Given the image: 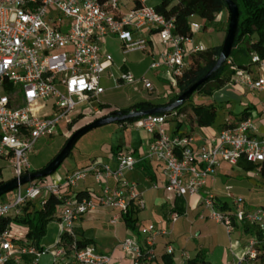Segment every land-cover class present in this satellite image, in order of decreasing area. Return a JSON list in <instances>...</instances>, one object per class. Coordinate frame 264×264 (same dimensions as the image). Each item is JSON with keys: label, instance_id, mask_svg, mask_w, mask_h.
<instances>
[{"label": "built area", "instance_id": "1", "mask_svg": "<svg viewBox=\"0 0 264 264\" xmlns=\"http://www.w3.org/2000/svg\"><path fill=\"white\" fill-rule=\"evenodd\" d=\"M121 1L0 0V160L9 163L14 178L31 171L29 159L40 139L67 138L78 116L100 113L99 97L104 92L101 79L112 66L111 56L102 50L105 39H116L123 55L146 53L148 71L167 80L172 88L188 70L190 57L207 50L194 41V34L201 30L191 22L194 17L189 23L192 36H185L175 33L173 18L146 6L145 0L125 12ZM251 62L263 67L256 55ZM230 69L234 72L230 81L264 96V76ZM108 78L116 87L140 86L149 94L154 91L146 74L135 76L123 69L117 78L112 74ZM260 114L264 119V99ZM169 119L184 117L177 113L147 116L131 125L149 136L142 159L123 152L114 165L93 161L57 179L34 180L7 193L0 201V223L7 216H20L27 203L43 207L49 196L58 198V235L51 248L38 250L17 225H11L0 232V264H38L46 254L51 255L52 264H110L108 255L95 252L91 246H78L75 223L101 210L109 212V223L116 225L130 208L141 209L137 184L126 178L141 160L162 165V189L167 194L179 198L199 195L198 218L223 226L229 240L235 225L254 227L259 235L249 236L235 264H258L256 247L264 244V210H247L242 199L228 189L225 197L232 202L227 209H222L226 203L216 196L201 194L207 179L222 163L234 167L243 160L257 172L264 165V139L256 136L252 119L223 128L196 149L192 136L168 134ZM88 178L100 191L79 200L74 190ZM109 180L115 182L113 188L108 186ZM178 219L179 214L173 213L167 222L172 227ZM146 232L144 247L134 237L120 243L121 251L133 264L152 260L156 238L170 234L154 226ZM172 254L168 246L167 255ZM25 255L33 256L30 263L21 261Z\"/></svg>", "mask_w": 264, "mask_h": 264}, {"label": "crops", "instance_id": "2", "mask_svg": "<svg viewBox=\"0 0 264 264\" xmlns=\"http://www.w3.org/2000/svg\"><path fill=\"white\" fill-rule=\"evenodd\" d=\"M161 0H159L160 3ZM122 12L128 11L135 6L138 5L139 0H122ZM158 3V2H157ZM158 3V4H159ZM145 5H147V0H145ZM148 6V7H155ZM220 19L222 24H226L228 20V15L226 12L220 14ZM225 34L222 36L223 43ZM194 38V36H193ZM112 40L114 38H107L105 40ZM104 40V41H105ZM102 43V50L104 53L110 55L105 49V42ZM128 55V54H127ZM147 56V55H146ZM253 55L249 57V61ZM149 59V57L147 56ZM263 67L260 68L258 65L252 64L251 62L247 63V71L253 76H264V60L261 61ZM114 68V64L112 61V66L107 69L105 74L101 79V85L105 92V87L103 86V81L108 80L112 81L108 78L111 70ZM127 69L131 71L135 76H141L146 74L144 72L141 75H136L128 66L123 65L120 67H116V70L120 72V70ZM159 79L160 76L155 75ZM165 80V79H164ZM167 81V80H165ZM168 82V81H167ZM114 84V82L112 81ZM169 83V82H168ZM115 85V84H114ZM127 86V85H124ZM124 86L116 87L115 89H120ZM154 87V85H153ZM131 92L134 95H138L142 89L140 86H130ZM103 92V94H104ZM154 93L156 92V88L154 87ZM102 94V95H103ZM152 94V93H151ZM156 96L151 99H144V101H152L155 103H163L167 100L165 98L166 94H161L158 92L155 93ZM101 95V96H102ZM162 95V96H161ZM100 96V97H101ZM161 96V97H159ZM211 96H218L217 100H214L213 104L220 101L221 106H225V116L221 123L218 126L207 127V128H199L195 121L192 123L187 122L185 120H170L166 123V130L168 134H178V135H188L193 137V148L196 149L203 144H206V140L211 138L220 132L223 128L231 125H235L239 120L244 118L252 119L254 126L256 128V136L258 138L264 139V119L260 114V104L262 103L264 96L261 93L257 92H249L244 87L238 85L235 82L230 81L224 87L219 90H216L212 93ZM99 97V107H109L105 109V111L109 112L113 110V106L110 104L100 101ZM216 101V102H215ZM135 103V102H134ZM210 103V102H209ZM211 105L215 112L216 108L213 104L200 103ZM232 104H236L239 107V110L236 111L235 107ZM179 122L178 127H176ZM132 127V126H130ZM131 129H134L133 127ZM136 130V129H134ZM142 135L140 136L138 141H133L131 144L120 145L115 147H110L107 153V156L104 158L102 162L103 164H111L114 165L117 160V156L123 152L132 153L136 158L142 159L145 149L147 148V144L149 142V136L142 131ZM111 149H115L114 152ZM94 160L90 161L93 162ZM90 163L86 164L83 167L88 166ZM82 167V168H83ZM69 171H66L62 174V176ZM61 176V177H62ZM126 178L129 181H133L137 184V190L141 195V200L143 202V207L141 209H133L132 219L134 220L133 229H128L124 222L121 220L116 225H111L109 223L110 213L107 211H96L90 213L82 218H79L75 223V234L77 239L84 243L86 246H91L95 252L108 255L111 260L110 264H133L132 259L125 255L120 249V243L130 237H134L137 239L139 244L144 247V240L147 237L146 230L150 226H154L157 230H168L170 227L168 224V217L173 213H178L177 208L179 204L181 205V209L183 210V215H189L187 220L194 227L195 232L199 235L197 238H193L192 242L190 241L185 243V247L181 246L179 248L174 246L173 241L169 239L172 236V228L171 232L168 236L162 237L159 236L156 239L154 252L157 253L158 245L162 246V250L160 255L161 258L164 255H167V247L170 246L173 249V254L170 255V259L172 264H186L188 259H193L198 253H204L205 261L209 264H216L213 258L215 254H218L220 260L225 261L226 264H235L237 259L244 253L245 246L247 244L249 235L243 234L241 225H235V230L233 233H236V237L233 240H229L225 229L221 226L225 232L227 237L228 244L223 249L215 243L217 241L216 231L213 229H209L210 220H200L198 218L201 213L200 207V196L199 195H190L183 198L171 196L167 194L163 189V168L162 165L157 162L141 160L136 168L127 173ZM108 186L113 188L115 186V182L113 180L108 181ZM155 185L157 188H153ZM80 187V185L78 186ZM77 187V188H78ZM232 188L235 195H238V191H246V192H262L264 193V178L260 176L257 172V168L253 166L252 170L246 171L240 169L237 166H229L225 163H222L218 169L211 175L207 181L205 186L201 190V194H212L218 198L220 202H225L224 200V189ZM81 191L88 192L91 196H96L99 191L91 189L85 183L81 186ZM222 195V196H219ZM226 203V208H230V204ZM259 207V206H258ZM247 210H250L248 207H245ZM257 208V206H256ZM59 211L56 212L54 220L48 224V235L45 238H42L39 247L42 249L51 248L58 235L57 228V216ZM180 215V214H179ZM187 217V216H186ZM148 222V226L146 223ZM178 223V221L176 222ZM19 231L23 234L27 233V229L21 226H17ZM175 230V229H174ZM232 233V234H233ZM232 236V235H231ZM221 249V250H220ZM184 254V255H183ZM32 255H25L21 257V261L23 263H30L32 260ZM155 262V261H153ZM152 262V263H153ZM52 264L51 255L46 254L42 256L39 260L38 264ZM143 264H150L151 261H143ZM141 263V264H142ZM140 264V263H139Z\"/></svg>", "mask_w": 264, "mask_h": 264}, {"label": "trees", "instance_id": "3", "mask_svg": "<svg viewBox=\"0 0 264 264\" xmlns=\"http://www.w3.org/2000/svg\"><path fill=\"white\" fill-rule=\"evenodd\" d=\"M231 1L238 7L239 19L237 34L235 36L230 58L228 59L230 64L226 62L210 80L196 89V94L203 93L204 95L211 96L213 91L224 87L230 82V79L234 74L230 67L247 71L246 67L247 63L251 62V59L249 61V57L251 55H256L260 61L264 60V0ZM154 9L157 13L165 16L166 18H173L175 20V33L185 36H192V33L189 29L190 17H198L204 22H212L223 12H226L228 15L226 4L223 0H161L160 3L154 7ZM220 51L221 45L214 46L204 52L191 56L189 59L188 70L176 82V86L174 88L176 95L172 99H167L163 103H155L144 100L137 101L124 110V112H142L156 107H166L172 104L183 92L201 80L214 67L216 60L219 57ZM185 103L170 113L157 114L155 116H169L173 113H177V115H182L184 117L183 120L187 122L192 123L194 120L199 128H207L212 126L216 118V112L211 105L196 104L192 106L190 108V112L187 113V106L184 107ZM102 108L104 109L105 107ZM111 113L113 112L108 114ZM143 118L145 117L130 119L118 124L120 126H131ZM74 122L75 120L73 123ZM178 125L179 122L177 123L176 127H178ZM66 141L67 139L64 141V144ZM114 150L111 149L112 152H114ZM237 167L246 171L253 169L251 164L246 163L243 160L237 164ZM258 173L262 178H264V165L260 167ZM74 194L79 200L88 198L90 196V194L86 191L74 192ZM58 205H60V200L53 196L48 197L43 207H38L35 203H27V205L22 209L20 216H7L1 220L0 232L4 231L6 228H9L11 225L24 227L27 229L26 239L31 242L38 250H40L39 243L46 234V228L48 224L54 220L56 215L55 210ZM180 207L181 205L179 204L177 212L178 214H183V210ZM261 208L264 210V207ZM222 209L227 208L224 206ZM132 213L133 209L130 208L122 216V221L130 230L134 228ZM241 228L243 234H247L249 236L259 235L257 230L254 227H250L249 225L242 224ZM76 242L79 247L86 246L78 239ZM256 250L258 264H264V244L256 247ZM163 260L165 264H172L170 255H164ZM186 264L209 263L205 261L204 253H198L193 259H188Z\"/></svg>", "mask_w": 264, "mask_h": 264}, {"label": "rangeland", "instance_id": "4", "mask_svg": "<svg viewBox=\"0 0 264 264\" xmlns=\"http://www.w3.org/2000/svg\"><path fill=\"white\" fill-rule=\"evenodd\" d=\"M157 2L159 3V0H147V5L154 6L155 4H158ZM191 22L197 23L201 27V30L194 34V41L196 43L201 44L206 49L221 44V38L222 36H224V34H226L227 31V23L222 24L220 15H218L212 22H204L198 17H194ZM104 42L105 49L110 54L114 64V68L111 70L114 78H117L120 73L118 72V70H116V67L126 65L136 75H141L146 72V77L154 85V87L156 88V92L158 90L159 93L166 94L165 98L172 99L176 95V91L174 90V88L170 87V84L167 81L157 78L153 72L148 71L149 59L147 58L146 53L134 52L128 55H123L120 43L116 39L105 40ZM102 84L105 87V92L100 97V101L113 106V110L107 112L105 111V108L107 109L109 107H105L104 109L102 107H99L100 113L98 115L91 114L78 116L75 119V122L72 124L71 128L68 129L69 134L67 138L57 136L51 139H40L35 145L34 154H32L29 159L31 171L42 169L47 163H49L51 159L54 158L61 150L64 145V141L68 139L72 135V133L79 128L107 115L110 112L124 111L132 104H134V102L141 101L146 98L151 99L156 96V92L149 94L144 90H142L138 95H134L131 92V88H129L130 86H124L120 89H115V85L112 83V81L108 80H104ZM217 98L218 96H209L204 95L203 93H195L189 98V100L186 101L184 107L187 106L186 112L189 113L192 106L200 103L213 104L214 100H217ZM232 106L235 107L236 111L239 110V107L236 104H232ZM214 107L216 108L217 112L214 123L212 124L213 127L218 126L219 123L222 122L226 112L225 106H221L220 101L215 103ZM170 120L171 119H169L168 121ZM131 128L132 127H130V125L120 126L117 123H112L89 131L77 141L69 156L61 164L59 169L48 178L54 177L55 179H57V177H61L64 172H71L75 169H80L86 164L90 163V161L92 160L102 162L107 156L110 147L131 144L133 141H138L140 136L142 135V130H134ZM13 178L14 172L11 169L9 163L7 161L0 160V184L7 182ZM84 183L91 189L98 191L100 190L98 186L93 184L92 178H88ZM84 183H81L80 187L76 188L74 192L81 191V186ZM227 189L230 193L233 194L234 197L242 199L243 206L248 207L252 211L256 208V206L264 207V193L262 192L238 191V195H235L232 188H226L224 189L225 195ZM5 196L6 195L2 196L0 198V201L3 200ZM224 200L228 204L232 202L231 199H228L226 197H224ZM59 208L60 205L56 207L55 212H57ZM188 216L189 215L180 214L178 223H175L172 227L168 228L170 232L172 228V236H170L169 239L173 241V244H176L174 246H177L179 248H182L181 246H184L188 241H190V243H193L192 239L199 236L194 230V225L191 226V224L187 220ZM146 226H148V222L146 223ZM209 229H213L216 231L217 241L215 240V243H213V245L217 244L223 251V249L228 244L227 237L223 228L213 221H210ZM47 233L48 227L46 228V237L48 235ZM235 237L236 233H233L231 239L233 240V238ZM161 250L162 246L158 245L157 253L154 252V258L150 260V264H165L163 258H161V253H159L161 252ZM215 260L217 262L216 264H226L225 261L220 260L218 254H215L213 260L211 259V261Z\"/></svg>", "mask_w": 264, "mask_h": 264}, {"label": "water", "instance_id": "5", "mask_svg": "<svg viewBox=\"0 0 264 264\" xmlns=\"http://www.w3.org/2000/svg\"><path fill=\"white\" fill-rule=\"evenodd\" d=\"M226 4L227 12H228V24L227 31L221 45V51L219 57L216 60L214 67L197 83L188 88L185 92H183L172 104L166 107H156L151 110L142 111V112H128L124 111H116L111 114H107L101 118L94 120L93 122L84 125L79 128L67 139L64 146L57 153V155L42 169L36 171H30L19 178H13L7 182L0 184V198L7 193L16 189L19 185H25L31 181L36 179H45L51 175H53L61 166V164L68 157L73 147L77 143V141L87 134L89 131L94 130L96 128H100L112 123H122L128 121L130 119L138 118V117H147V116H155L157 114H166L174 111L178 107L182 106L189 98L195 93L196 89L210 80L213 75L228 61L230 58L231 50L233 48L235 36L237 34L238 28V19H239V10L235 3L231 0H223Z\"/></svg>", "mask_w": 264, "mask_h": 264}]
</instances>
